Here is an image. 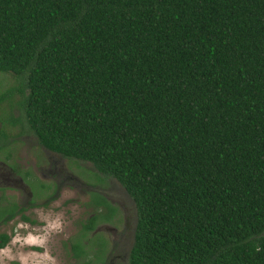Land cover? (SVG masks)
Masks as SVG:
<instances>
[{"label": "trees", "instance_id": "16d2710c", "mask_svg": "<svg viewBox=\"0 0 264 264\" xmlns=\"http://www.w3.org/2000/svg\"><path fill=\"white\" fill-rule=\"evenodd\" d=\"M0 71L132 198L128 264H264V0H0Z\"/></svg>", "mask_w": 264, "mask_h": 264}, {"label": "rangeland", "instance_id": "374dc122", "mask_svg": "<svg viewBox=\"0 0 264 264\" xmlns=\"http://www.w3.org/2000/svg\"><path fill=\"white\" fill-rule=\"evenodd\" d=\"M18 82V75L10 71H0V91ZM17 97V93L12 96L13 99ZM8 102L4 100L0 103V116L5 120L7 140L15 141L16 145L24 147L16 149L17 163L25 162L29 168H32L34 162L44 163L43 160L36 161L34 146L38 147L37 139L27 130L26 125L22 121L15 125L7 122L10 114L18 118L22 113L15 102L11 108L7 106ZM28 146L32 147V153H29ZM56 156L60 159L56 167L52 166L50 172L46 171L43 176L35 172L47 187L42 195L33 197L35 206L29 212L33 223L23 225L13 218L0 225V232L8 235L6 242L0 245V264H128L127 254L136 217L132 198L114 177H105L91 162L54 155ZM56 171L59 173H55ZM27 182L32 191L38 193L41 189L39 181L35 178L28 179ZM6 184L17 185L16 176L10 181L7 180ZM92 189L104 193L117 206L118 219L113 223L116 229L99 228L106 242L104 256L100 261L87 255L86 259L73 257L69 246L73 237L77 238L75 235L79 221L93 210L90 204ZM0 190L5 197L16 202L20 200L17 188L6 186ZM91 193L97 197V194ZM9 206L10 203L0 199V212Z\"/></svg>", "mask_w": 264, "mask_h": 264}, {"label": "flooded vegetation", "instance_id": "af4514ba", "mask_svg": "<svg viewBox=\"0 0 264 264\" xmlns=\"http://www.w3.org/2000/svg\"><path fill=\"white\" fill-rule=\"evenodd\" d=\"M1 112L2 111L0 109V113ZM4 124L5 120H2L0 116V189L3 187L5 188L6 186L17 188V190L19 191L18 197H20V200L16 202L10 198H7L3 195L0 190V199L6 200L8 203H10V206L7 209L3 208L2 212H0V225L13 218L18 219L19 223L22 222L23 225H31L33 223V218L30 217L29 212L31 208L35 206V202H33V197L36 195H42L44 193L43 191L47 187V185L35 174V172L43 176L46 171L50 172L52 166H57V163L60 158L57 156L54 157V155H58L60 157L66 156L44 147L41 143H39L38 140H36L38 145V147L34 146V155L36 157V161L43 160L44 163L36 164L34 162L31 166L32 168H29L30 166H28L25 162L17 163V158L15 156L16 149L24 147L16 145L15 141L7 140ZM31 148V146H28L29 153H32V151L30 150ZM38 154H41L43 157L41 158ZM55 173L59 172L56 171ZM14 176H16L18 184H6V181H10L11 179H13ZM107 176L109 177V175H105V177ZM31 178H35L40 183L41 189L38 193L32 191L29 186V183L27 182V180ZM98 179L99 177L97 178V180ZM91 192L97 194V197H94V194H92ZM22 195L24 196L21 198ZM99 197L100 199H98ZM90 204L93 210L86 217L79 221L78 232L75 235L77 236V238L73 237L72 239L73 242L75 240H78V242L80 243L81 253L78 256H74L73 252L71 253L73 257H81L86 259L87 256H90L93 260L100 261L101 259H103L104 256L106 242L105 236L100 233L101 231L99 230V228L103 230L116 229V226L113 225V223L115 220L118 219V217H116L118 216L116 213L117 206L113 202H111L110 199L104 193H101L100 191L94 189L90 190ZM10 210H12L13 213L11 215H8ZM93 216L95 217L91 219ZM90 219L94 220V225L86 231L85 227L88 225ZM2 233L5 234V232L1 231L0 234ZM96 238L97 241H95ZM69 246L71 249V243ZM97 254H99V257H97ZM113 264L119 263L116 262Z\"/></svg>", "mask_w": 264, "mask_h": 264}]
</instances>
